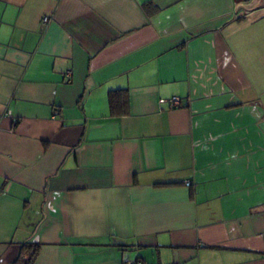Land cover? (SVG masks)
<instances>
[{"label":"crops","instance_id":"obj_1","mask_svg":"<svg viewBox=\"0 0 264 264\" xmlns=\"http://www.w3.org/2000/svg\"><path fill=\"white\" fill-rule=\"evenodd\" d=\"M240 5L0 0V264H264V8Z\"/></svg>","mask_w":264,"mask_h":264},{"label":"trees","instance_id":"obj_2","mask_svg":"<svg viewBox=\"0 0 264 264\" xmlns=\"http://www.w3.org/2000/svg\"><path fill=\"white\" fill-rule=\"evenodd\" d=\"M250 1V0H249ZM121 95L122 99L117 100V96ZM109 110L111 115L123 114L127 110V99L125 90H114L109 93ZM38 244L25 242L20 245V250L13 264H32L37 254Z\"/></svg>","mask_w":264,"mask_h":264},{"label":"built area","instance_id":"obj_3","mask_svg":"<svg viewBox=\"0 0 264 264\" xmlns=\"http://www.w3.org/2000/svg\"><path fill=\"white\" fill-rule=\"evenodd\" d=\"M43 20L45 21L46 18L44 17ZM169 102L171 103V105H172L173 107H178V106H179V98H178V97H171V98L169 99ZM190 183H191V182H190L189 180L184 181V184H185L186 186H189ZM122 264H143V263H142L141 260H139V259H135V260H126V261H124Z\"/></svg>","mask_w":264,"mask_h":264},{"label":"water","instance_id":"obj_4","mask_svg":"<svg viewBox=\"0 0 264 264\" xmlns=\"http://www.w3.org/2000/svg\"><path fill=\"white\" fill-rule=\"evenodd\" d=\"M243 1H246V0H243ZM262 7L264 8V0H251L249 2V5L248 6H243V5L238 6L234 10V13L239 8H244L246 11H253V10H256V9H259V8H262Z\"/></svg>","mask_w":264,"mask_h":264},{"label":"rangeland","instance_id":"obj_5","mask_svg":"<svg viewBox=\"0 0 264 264\" xmlns=\"http://www.w3.org/2000/svg\"><path fill=\"white\" fill-rule=\"evenodd\" d=\"M248 18H245V20H247ZM242 20H244V18H242ZM249 31V30H248ZM253 32V31H252Z\"/></svg>","mask_w":264,"mask_h":264},{"label":"flooded vegetation","instance_id":"obj_6","mask_svg":"<svg viewBox=\"0 0 264 264\" xmlns=\"http://www.w3.org/2000/svg\"><path fill=\"white\" fill-rule=\"evenodd\" d=\"M246 1H247V2H250L251 0H250V1H249V0H246Z\"/></svg>","mask_w":264,"mask_h":264}]
</instances>
